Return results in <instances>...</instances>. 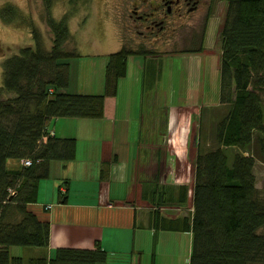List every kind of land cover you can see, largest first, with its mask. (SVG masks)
Masks as SVG:
<instances>
[{
  "label": "trees",
  "instance_id": "obj_1",
  "mask_svg": "<svg viewBox=\"0 0 264 264\" xmlns=\"http://www.w3.org/2000/svg\"><path fill=\"white\" fill-rule=\"evenodd\" d=\"M55 1L42 0L52 35L50 49L31 27L32 46L20 47L7 58L1 55L0 264L105 263L106 253L100 248L57 249L49 260L12 258L8 249L48 246V223L27 207L36 202L39 182L49 178L50 164L73 161L76 154V141L55 137L49 123L61 118L101 120L105 98L116 96L117 83L125 76L127 58L154 54L121 46L106 58L101 94L67 93L68 61L79 56L73 47L64 49L71 36L66 17L57 21L51 16ZM83 1L67 0L69 5ZM225 2L219 33L222 108L210 128L211 147L205 150L197 144L192 214L162 220L161 227L192 235L189 264H264V198L258 195L254 174L257 163L264 166V0ZM18 17L15 7L0 8L1 23L14 25ZM9 161L19 165L11 168ZM178 195L184 204L185 186Z\"/></svg>",
  "mask_w": 264,
  "mask_h": 264
},
{
  "label": "crops",
  "instance_id": "obj_2",
  "mask_svg": "<svg viewBox=\"0 0 264 264\" xmlns=\"http://www.w3.org/2000/svg\"><path fill=\"white\" fill-rule=\"evenodd\" d=\"M214 55L204 50L130 56L116 96L104 100L101 120H52L49 130L55 137L76 141L75 159L51 163L49 178L38 184L36 202L27 207L49 225L47 248L11 247L10 257L49 260L57 249L100 248L106 253L103 264H189L192 235L161 226L162 220L185 217L164 212L184 206L179 203V188L185 186V176L194 184L198 136L204 134L200 121L212 112L213 127L222 108L219 87L218 95L214 88L211 98L204 94L208 77L219 75L220 52ZM192 60H202L201 67L192 71L187 64ZM106 63L107 59L93 61L95 78L93 70L87 79L83 77V86L78 67L74 72L69 61L68 86L76 90L69 93L101 94ZM184 76L192 77V87L182 83ZM80 85L84 91L78 89ZM173 154L181 160L182 179L173 172V167L178 168ZM166 183L177 186L176 191L165 190ZM189 196L187 205L189 200L192 203Z\"/></svg>",
  "mask_w": 264,
  "mask_h": 264
},
{
  "label": "rangeland",
  "instance_id": "obj_3",
  "mask_svg": "<svg viewBox=\"0 0 264 264\" xmlns=\"http://www.w3.org/2000/svg\"><path fill=\"white\" fill-rule=\"evenodd\" d=\"M123 1L125 0H86L69 5L67 0H56L51 7V16L53 19L58 21L63 17H66L68 21V29L71 39L65 45L64 49L70 51L73 47L76 54L79 56L70 59L69 61L72 64L74 72L78 67L79 80L83 86H85V80L83 77L87 79L93 70V78H95L97 68H93L91 63L99 59L101 61L105 60V57L102 59L99 55L114 54L120 49V46H124L131 51L153 52L154 56L185 54L183 51L188 49L186 44L191 33L186 29L179 30L177 33L173 34H171L172 31H168L167 34L163 35L162 38L164 40L161 42L154 44L153 46L148 45L139 49L137 45L139 40L136 39L130 41L131 37L126 33V30L120 22V9ZM5 4L15 7L18 11L19 17L15 20L14 25H6L0 21V86L2 81L1 63L3 61L1 55L7 58L17 54V50L20 47L32 46L30 35L31 27L40 34L46 50L50 49L52 38V35L45 24V10L42 0H0V8ZM226 6V3L224 6L222 5L221 10H223V12H221L214 23L209 24L207 29V37L204 41V47L206 52L215 53L213 58H215L220 52L219 31L223 25L224 9ZM192 46H194V44ZM95 56L99 57V59H94L93 57ZM211 60L212 58L208 61ZM187 64L191 67L192 71H194L201 67L202 60L188 61ZM208 78L209 90L205 88L204 94L211 98L210 94H212L213 88L217 93L219 87V75L215 74ZM191 79L192 77H190L189 80L188 76H184L182 77V83L187 87H192L193 81H191ZM78 89L84 91V88L81 85ZM69 91L73 92L76 90H74V88L71 89L68 86L66 92L69 93ZM211 114L213 113L209 112L208 114L203 115L201 119L202 121H200V124L204 129L205 138H203V136H198V141L204 146L205 150H208L211 147L209 140V132L212 125L210 118ZM230 153H234V150L230 151ZM173 157L174 159L175 157L177 158V160L175 159V163L176 167H178L177 169L173 167V172L175 173L176 179H182L184 176V169L178 164L181 160L178 159V154H173ZM11 162L15 167V161ZM254 174L258 195L260 198H264V166L257 163L255 165ZM172 176H174V174H172ZM182 183H185L187 194L189 192L190 196L186 195V201L181 209L169 210L164 213L175 216H178V214L185 217H187V215L190 216L192 203H190L189 200L187 205V196L192 198V181L185 176ZM167 184L169 185L173 183H166V185ZM176 187L177 186L169 185V187L164 186V189L167 190L168 188H172V190L176 191ZM158 207L155 209L159 212ZM261 233L264 234V229L261 230ZM36 249L41 250L40 248Z\"/></svg>",
  "mask_w": 264,
  "mask_h": 264
},
{
  "label": "flooded vegetation",
  "instance_id": "obj_4",
  "mask_svg": "<svg viewBox=\"0 0 264 264\" xmlns=\"http://www.w3.org/2000/svg\"><path fill=\"white\" fill-rule=\"evenodd\" d=\"M225 3V0H125L120 9V22L130 41L139 40V49L161 42L168 31L173 34L186 29L191 35L186 44L188 49L183 52L200 48L203 52L208 26L223 12ZM225 13L226 7L224 16Z\"/></svg>",
  "mask_w": 264,
  "mask_h": 264
},
{
  "label": "built area",
  "instance_id": "obj_5",
  "mask_svg": "<svg viewBox=\"0 0 264 264\" xmlns=\"http://www.w3.org/2000/svg\"><path fill=\"white\" fill-rule=\"evenodd\" d=\"M21 164L24 166V167H28L30 166V163L28 161H21Z\"/></svg>",
  "mask_w": 264,
  "mask_h": 264
}]
</instances>
